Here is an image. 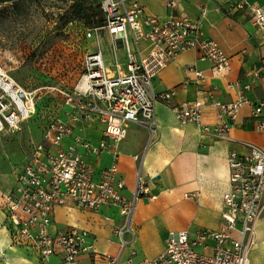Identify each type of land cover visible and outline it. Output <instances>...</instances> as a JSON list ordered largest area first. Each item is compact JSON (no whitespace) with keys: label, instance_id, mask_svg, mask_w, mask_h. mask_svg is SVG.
Here are the masks:
<instances>
[{"label":"built area","instance_id":"obj_1","mask_svg":"<svg viewBox=\"0 0 264 264\" xmlns=\"http://www.w3.org/2000/svg\"><path fill=\"white\" fill-rule=\"evenodd\" d=\"M98 3L103 21L85 29V37L108 35L111 60H106L99 46L83 53L78 86L73 91H60L69 107L68 119L45 123L40 140L29 148L26 162L16 168L13 187L0 195L12 242L33 248L41 261L59 255L62 261L73 262L80 255L94 254L87 230L53 225V209L69 204L91 211L103 205L116 207L120 222L114 233L121 252L127 249V261H131V243L136 237L132 222L135 203L148 190L137 170L132 198L122 193L125 184L117 176L119 141L129 124L144 127L148 140L158 132L155 105L168 103L174 90L155 93L152 79L179 53L197 50L201 59L211 62L212 75L230 70L229 58L220 46L203 37L200 19L150 15L138 0ZM168 6L173 7L174 1L169 0ZM248 8L254 24L264 30V10L254 4H248ZM193 73L197 78L204 77L199 70ZM257 78L254 71L246 82L236 83L238 97L233 101L221 102L205 92L202 98L176 104L172 107L174 117L182 124H195L222 137L241 108L250 104L255 129L264 132V98L251 102L245 94ZM36 93L25 90L0 67V134L19 130L21 122L37 112ZM207 103L220 118L214 125H202V107ZM89 122L102 125L97 144L74 133L75 123ZM244 147V152L231 151L227 157L229 186L221 196L223 225L217 230L200 229L193 238L186 231H172L159 255L136 264H249L250 235L264 206V144L245 143ZM104 152L112 153V161L94 178V166L85 161L84 155L98 157ZM207 240L215 243L212 251L195 250ZM110 261L118 264L119 256Z\"/></svg>","mask_w":264,"mask_h":264},{"label":"crops","instance_id":"obj_2","mask_svg":"<svg viewBox=\"0 0 264 264\" xmlns=\"http://www.w3.org/2000/svg\"><path fill=\"white\" fill-rule=\"evenodd\" d=\"M172 1L173 7L168 6L169 0H138V3L150 15H184L200 19L203 37L220 46L229 58L230 70L224 75H212L211 62L201 59L197 50L179 53L152 79L155 93L174 90L168 104L158 102L155 105L156 139L142 151L147 130L129 124L127 136L118 144L117 176L125 184L122 193L132 198L137 170L148 190L135 203L132 222L136 237L131 243L134 249L131 261H127V249L121 252L114 233V227L120 222L114 206L103 205L98 211L70 204L53 209L51 218L55 227L85 229L93 245L94 254H83L73 262H64L59 255L41 261L33 248L13 243L5 226V209L0 205V229L4 232L0 237V253L4 255V264H111L110 258L115 256H119L118 264H136L159 255L172 231H186L193 238L200 229L217 230L223 225L221 196L229 186L228 154L244 152L245 143L263 145L264 132L255 129L250 104L241 108L222 137L201 126L178 122L171 107L202 98L205 92L221 102L233 101L238 97L236 83L246 82L254 71L258 72V78L245 94L251 102L264 98V30L254 24L248 8V4H254L264 10V0ZM239 3L243 7L237 8ZM193 70L201 71L204 77L197 78ZM219 121L216 109L205 104L202 125H214ZM74 133L97 144L102 137V125L79 123ZM84 159L94 166V178H97L99 170L111 163L112 153L104 152L98 157L85 154ZM107 216L111 219L106 220ZM250 236L249 264H264V208L254 221ZM214 244L213 240H207L196 245L195 250L210 252Z\"/></svg>","mask_w":264,"mask_h":264},{"label":"rangeland","instance_id":"obj_3","mask_svg":"<svg viewBox=\"0 0 264 264\" xmlns=\"http://www.w3.org/2000/svg\"><path fill=\"white\" fill-rule=\"evenodd\" d=\"M72 2L11 0L0 3V67L25 90L37 91L34 99L38 101L37 112L21 122L19 130L0 134V195L13 187L14 172L26 162L29 148L40 140L45 123L68 119L69 107L60 91H73L78 86L83 53L99 46L106 60H111L110 37L104 33L97 38L85 37L89 25L85 19L70 18ZM118 55L121 57L122 52L118 51ZM155 139L154 135L148 140L147 135L142 151ZM2 203L0 197L1 206ZM3 234L0 229V237ZM3 256L0 253V264L5 263Z\"/></svg>","mask_w":264,"mask_h":264},{"label":"trees","instance_id":"obj_4","mask_svg":"<svg viewBox=\"0 0 264 264\" xmlns=\"http://www.w3.org/2000/svg\"><path fill=\"white\" fill-rule=\"evenodd\" d=\"M11 0H0V3ZM71 19H85L89 25L87 28L102 23L103 16L98 0H73L69 8Z\"/></svg>","mask_w":264,"mask_h":264}]
</instances>
